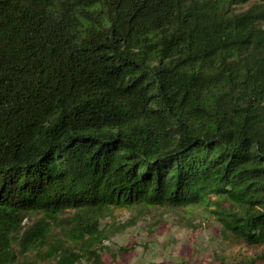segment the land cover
<instances>
[{
	"label": "trees",
	"instance_id": "16d2710c",
	"mask_svg": "<svg viewBox=\"0 0 264 264\" xmlns=\"http://www.w3.org/2000/svg\"><path fill=\"white\" fill-rule=\"evenodd\" d=\"M161 211L264 264V0H0V264Z\"/></svg>",
	"mask_w": 264,
	"mask_h": 264
},
{
	"label": "rangeland",
	"instance_id": "374dc122",
	"mask_svg": "<svg viewBox=\"0 0 264 264\" xmlns=\"http://www.w3.org/2000/svg\"><path fill=\"white\" fill-rule=\"evenodd\" d=\"M122 213L119 219L123 221L132 216L129 211ZM153 214L158 215L155 217L157 221ZM153 214L145 215L136 226L112 239L113 248L126 246L135 248L129 254L117 257L114 262L109 256H105L108 264H220L221 260L229 264H239L238 262L245 258L261 257L262 248H250L226 240L220 226L213 222L204 223L202 228L192 232L181 227L173 215L162 211ZM39 219L37 215L28 217L25 221L26 226L37 223ZM154 220L157 226L151 229ZM55 236H59L57 231ZM261 260L257 259L256 264H263ZM20 262L55 264L48 259L47 254L31 253L21 256Z\"/></svg>",
	"mask_w": 264,
	"mask_h": 264
}]
</instances>
